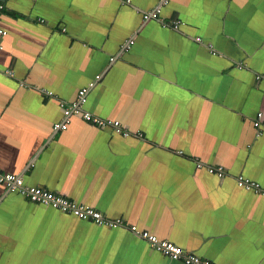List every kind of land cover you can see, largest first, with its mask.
Returning a JSON list of instances; mask_svg holds the SVG:
<instances>
[{
    "label": "crops",
    "instance_id": "1",
    "mask_svg": "<svg viewBox=\"0 0 264 264\" xmlns=\"http://www.w3.org/2000/svg\"><path fill=\"white\" fill-rule=\"evenodd\" d=\"M160 2L5 0L0 170L215 264H264V197L235 179L264 186V0H167L145 20ZM90 81L85 108L129 134L80 115L54 130L59 100L74 101ZM0 264L183 263L127 227L0 186Z\"/></svg>",
    "mask_w": 264,
    "mask_h": 264
},
{
    "label": "built area",
    "instance_id": "2",
    "mask_svg": "<svg viewBox=\"0 0 264 264\" xmlns=\"http://www.w3.org/2000/svg\"><path fill=\"white\" fill-rule=\"evenodd\" d=\"M167 0H161L157 6L149 7L143 11V18L149 20L152 18H158L163 10V5ZM5 8V0H0V10ZM182 24L181 19L174 21L176 28ZM6 34V31L0 27V38ZM2 50V44L0 42V52ZM247 65V63H244ZM6 71L13 75V72L9 69ZM95 81H90L82 87L77 98L72 101L59 100V106L63 112V117L54 123V130L58 133H63L68 129L69 123L73 115H80L84 120L91 122L92 124L102 128H113L123 134H129L130 130L128 126L122 124L120 120L112 118H105L100 115L94 114L85 108L88 100V92L94 86ZM31 86L28 85L27 88ZM44 98L56 97L58 94L48 89L47 87L41 88ZM263 112H258L254 124L261 126V119ZM260 140V135L256 138ZM204 164L199 162L197 166L200 168ZM207 170L210 173L217 174L220 178H226L229 173L224 165H206ZM238 186L252 190L254 193L264 197V186L255 179H252L246 175L240 174L235 177ZM0 186H3L9 192L18 193L25 197L27 200L42 203L44 205L52 206L59 210L71 212L75 216L81 219L92 220L97 224L106 225L111 228L127 227L132 230L139 237L147 240L156 250L162 252L169 258L179 261L183 264H215L212 260L199 256L196 253L186 250L182 246L174 243L169 239H161L156 234L151 233L147 229H139L134 222H128L124 218H109L105 216L100 210L95 209L90 205L79 203L73 198L52 191L46 187L39 185H29L25 182L24 178L13 172H5L0 170Z\"/></svg>",
    "mask_w": 264,
    "mask_h": 264
}]
</instances>
